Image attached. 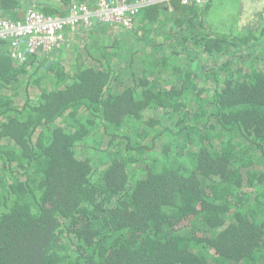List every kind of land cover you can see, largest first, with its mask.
Segmentation results:
<instances>
[{"label": "trees", "instance_id": "obj_1", "mask_svg": "<svg viewBox=\"0 0 264 264\" xmlns=\"http://www.w3.org/2000/svg\"><path fill=\"white\" fill-rule=\"evenodd\" d=\"M211 6L22 64L0 41V264H264V22Z\"/></svg>", "mask_w": 264, "mask_h": 264}, {"label": "built area", "instance_id": "obj_2", "mask_svg": "<svg viewBox=\"0 0 264 264\" xmlns=\"http://www.w3.org/2000/svg\"><path fill=\"white\" fill-rule=\"evenodd\" d=\"M172 0H71L63 15H45L34 6L25 9L21 19H11L0 10V41L9 57L24 63L32 55H48L70 35L95 32L99 28L130 31L140 10ZM181 5L201 6L205 0H177Z\"/></svg>", "mask_w": 264, "mask_h": 264}, {"label": "rangeland", "instance_id": "obj_3", "mask_svg": "<svg viewBox=\"0 0 264 264\" xmlns=\"http://www.w3.org/2000/svg\"><path fill=\"white\" fill-rule=\"evenodd\" d=\"M23 1H26L28 4H32V6H34V3H35L34 0H23ZM211 2H212V6L210 8V12L215 11L214 14H216L218 11L223 9V11L220 12V16L221 17H219L221 20H224L223 22H227L228 23L230 21V19H234V18H236V16L239 18L238 10H239V7H240V2L238 4V6L237 5L234 6V3H235L234 0H211ZM228 16H229V19H228ZM215 20H218V16H214L213 17V22ZM103 32H105V33H103ZM117 32H118V30H113V29L98 30V31L90 33V34H86V36L87 35L103 36L101 34H104L106 37H108L107 35H109L110 38H114V36L117 34ZM71 36H73V37H72L71 42L69 43L70 45H72V44L75 45L76 43H79V44L81 43V40H80L81 39V35L80 34H78V35L72 34V35H70V37ZM83 44L84 43H81V46ZM70 52H71V50H66L65 55H64L65 57H67L66 60L64 61V64L66 66L68 65L66 63H69V61H68L69 60L68 59L69 56L68 55H70ZM40 56L43 57V56H47V55H40ZM79 151H81L82 153L86 152V151H84L83 147L79 148ZM79 157H84V156H79Z\"/></svg>", "mask_w": 264, "mask_h": 264}, {"label": "crops", "instance_id": "obj_4", "mask_svg": "<svg viewBox=\"0 0 264 264\" xmlns=\"http://www.w3.org/2000/svg\"><path fill=\"white\" fill-rule=\"evenodd\" d=\"M239 2H240V7H239V10H238L239 18L237 16L236 17L239 19L240 25H249V26H253V27H258L259 22H261V21L264 22V0H239ZM239 2L237 4L234 3V6L235 5L238 6ZM252 7H256L255 9L258 8L259 11L263 12V15H259V19L258 20H250V21L244 20L242 18L243 17L244 8L250 9ZM170 11H171V9H170ZM165 19H166V17H165ZM228 19H229V17H228ZM162 20H164V19H162ZM107 29L108 28H106V29L105 28H99L96 31H98V30H107ZM90 33H93V32H87V33L86 32H79L78 34H80L81 37H84V36H86V34H90ZM68 43H70V42L68 41L67 44ZM64 44L67 45L66 43H64Z\"/></svg>", "mask_w": 264, "mask_h": 264}, {"label": "flooded vegetation", "instance_id": "obj_5", "mask_svg": "<svg viewBox=\"0 0 264 264\" xmlns=\"http://www.w3.org/2000/svg\"><path fill=\"white\" fill-rule=\"evenodd\" d=\"M256 7H252L250 9H246L244 8L243 10V19L244 20H258L259 19V15H263L262 11H259L258 8L255 9Z\"/></svg>", "mask_w": 264, "mask_h": 264}]
</instances>
